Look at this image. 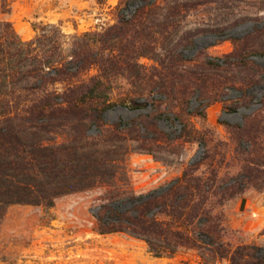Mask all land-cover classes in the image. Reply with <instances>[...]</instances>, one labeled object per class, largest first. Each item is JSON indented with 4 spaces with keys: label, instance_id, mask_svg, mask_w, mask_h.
<instances>
[{
    "label": "trees",
    "instance_id": "obj_1",
    "mask_svg": "<svg viewBox=\"0 0 264 264\" xmlns=\"http://www.w3.org/2000/svg\"><path fill=\"white\" fill-rule=\"evenodd\" d=\"M0 3L7 9V0ZM203 3L128 0V6H136L132 15H121L101 33L74 37L69 54L56 26L26 42L10 22L0 20V221L12 205L52 208L62 196L114 186L125 178L132 152L154 153L163 143L192 136L177 109L202 115L213 103L228 101L225 90L234 89L238 100L231 111L250 109L241 122H221L234 128L235 168L207 149L200 163L164 190L142 196L117 191L114 204L102 206L95 217L102 234L128 233L145 241L156 258L194 250L204 264H264L260 248L224 242L225 215L217 210L248 190L264 191V96L257 99L252 92L264 86V68L248 61L264 57L256 46L264 37V21L247 15L227 26L181 32L182 22ZM253 7L258 14L264 0ZM248 23L255 24L250 33L234 36ZM201 36L225 38L235 49L222 59L198 57L202 51L190 58L188 50ZM141 58L155 64L148 68ZM92 69L98 74L81 79ZM223 72L242 80L218 81ZM119 77L137 84L130 108H150V114L107 122L105 113L114 107L107 94ZM255 100L260 106L252 109ZM164 103L167 111L161 114ZM164 115L181 125L178 135L164 130ZM41 135L54 138H36ZM200 144L207 147L204 140ZM125 205L130 208H120Z\"/></svg>",
    "mask_w": 264,
    "mask_h": 264
},
{
    "label": "rangeland",
    "instance_id": "obj_2",
    "mask_svg": "<svg viewBox=\"0 0 264 264\" xmlns=\"http://www.w3.org/2000/svg\"><path fill=\"white\" fill-rule=\"evenodd\" d=\"M127 1L7 0L8 7L5 10L0 3V20L10 22L19 37L26 42L37 37L46 27L56 26L63 33L61 41L64 51L69 54L74 37L101 33L115 25L121 15H132L136 6H128ZM204 1L182 22L181 32L199 25L227 26L247 15L259 16L264 21V10L255 13L253 5L257 4V0ZM254 26L253 23L245 24L235 31L234 36L246 35ZM256 46L264 52V37L257 41ZM234 49L235 44L225 41V38L219 42L215 37L201 36L197 39V46L188 50V56L194 58L202 51L198 57L222 59ZM248 61L250 66L256 61L264 68V57L253 56ZM139 62L148 68L155 64L149 58H141ZM97 74V69H92L81 79L88 80ZM217 79L236 80L239 83L242 76L235 77L232 73L223 72L218 74ZM136 90L137 84H132L127 78L119 77L112 82L107 96L114 107L105 113L107 122H130L140 115L151 113L150 108H130L129 102ZM252 92L257 99H261L264 86H258ZM224 98L228 101L213 103L202 115L177 109L192 130V136L179 138L172 144L163 143L154 153L132 152L126 158L125 178L114 186H101L62 196L55 200L52 208L9 206L0 221V264H204L194 250H180L170 258H156L145 241L128 233L102 234L95 214L105 204H114L117 191L142 196L164 190L191 165L200 163L207 149L216 154L217 161L226 158L227 162L234 164L232 169L235 168L236 144L231 139L235 138L232 133L234 128L229 129L221 122H241L242 116L249 113L250 109L241 107L235 113L231 111L238 100L234 89L225 90ZM254 102L251 108L257 109L260 105L256 100ZM166 111L164 103L160 112ZM163 119L166 132L174 135L180 133L181 125H173L166 115ZM36 138H54V135ZM201 140L207 142V147L200 144ZM205 170L206 167L202 165L200 171ZM120 208L125 210L130 206ZM217 210H222L225 215L222 237L226 244L232 248L254 246L260 248L259 254L264 256V191L248 190ZM213 264L230 263L222 260Z\"/></svg>",
    "mask_w": 264,
    "mask_h": 264
}]
</instances>
